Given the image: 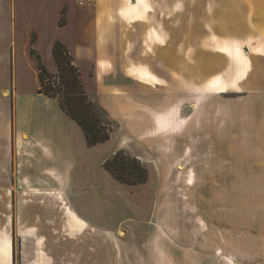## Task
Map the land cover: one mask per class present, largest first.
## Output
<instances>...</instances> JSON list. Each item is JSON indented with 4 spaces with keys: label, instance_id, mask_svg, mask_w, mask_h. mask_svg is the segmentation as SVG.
<instances>
[{
    "label": "crops",
    "instance_id": "obj_1",
    "mask_svg": "<svg viewBox=\"0 0 264 264\" xmlns=\"http://www.w3.org/2000/svg\"><path fill=\"white\" fill-rule=\"evenodd\" d=\"M120 5L117 0H97L90 7L70 0H0V197H38L19 211L21 219L30 216L38 224L29 226L35 233L58 232L56 216L45 208L59 201L68 203L63 216L70 230L73 223L81 233L86 221L105 223L83 210L94 206L97 212L103 204L83 197L85 191L108 192L104 157H93L103 142L88 146L58 98L39 91V60L32 51L55 74L53 46L60 41L87 93L117 121L110 140L122 132L124 143L145 154L147 138H165V154L167 138L175 139V154L180 139L190 144L191 264H228L216 258L217 250L239 264H264V0H206L207 34L193 38L191 110L184 118L179 105H152L144 37L139 49V37L132 35L140 32ZM61 13L67 20L57 24ZM49 21L53 32L45 36L38 27ZM66 29L68 35L60 34ZM201 41L207 42L204 48ZM103 97L113 99L121 114L115 115ZM174 110L177 124L186 120L181 128L155 130L157 115ZM169 178L162 174L161 183Z\"/></svg>",
    "mask_w": 264,
    "mask_h": 264
},
{
    "label": "rangeland",
    "instance_id": "obj_2",
    "mask_svg": "<svg viewBox=\"0 0 264 264\" xmlns=\"http://www.w3.org/2000/svg\"><path fill=\"white\" fill-rule=\"evenodd\" d=\"M117 1H121V8H128L126 12L131 15L128 16L131 19L128 21H132L131 24L140 32L136 31L132 35H135V39L139 37L136 39L139 49L142 46L141 34L144 37L142 49H147L145 74L151 80L147 95H151L152 105L157 106L156 108L164 105L165 109L179 105L180 118L190 115L193 38L202 40L207 34L208 27L204 25L207 19L206 0ZM193 1L196 2V27ZM96 2L97 0H70L77 7H90ZM67 8L68 5L63 8L66 14ZM66 16L61 13L57 24L66 22ZM39 25V30L45 36L53 32L50 21ZM66 30L60 34L68 35L70 31ZM199 43L204 48L203 44L207 42ZM47 81L55 82V89L59 87L57 78L49 77ZM103 98L115 115L121 114V108L113 99ZM93 102L102 122L111 127L112 132L115 131L117 121L100 104ZM176 112L177 110L169 111L165 115L159 113L155 130L163 131L168 125L175 128L179 125L181 128L186 120L177 124L174 121ZM149 125L151 121L147 122V126ZM123 135L124 133L117 132L115 138L98 145L93 157H96V161L104 157L105 161L119 149L136 155L150 172L147 182L139 186L126 185L116 181L104 169V186L111 194L85 191L83 197L91 201L97 199L103 204L98 213L93 209L94 206L83 207V210L94 217L92 219L105 223L86 221V229L82 233L79 231L83 228L75 223L71 228L78 232L68 229L69 218L63 216L68 203L65 204L56 197L54 198L59 202L55 205L52 203L53 207L45 208V212L56 216L58 232L55 234L35 233V230L29 228L31 225H38L32 221V217H19L21 205L38 197H0V264H191L190 144L186 138L180 139L178 153L175 154L176 150H172L175 139L167 138L169 153L165 154L162 152V141L165 138H147L145 154L138 147L124 143ZM149 142L152 143L148 144ZM93 168L98 175L97 187L100 189L103 181L100 180L98 168L96 170V163ZM162 174L170 177L167 184L161 183ZM61 198L65 200V197ZM54 243H61V248H55ZM215 256L228 264H239L218 250L215 251Z\"/></svg>",
    "mask_w": 264,
    "mask_h": 264
},
{
    "label": "trees",
    "instance_id": "obj_3",
    "mask_svg": "<svg viewBox=\"0 0 264 264\" xmlns=\"http://www.w3.org/2000/svg\"><path fill=\"white\" fill-rule=\"evenodd\" d=\"M39 60L40 92L57 97L64 112L72 118L82 129L88 146H92L109 139L112 128L102 122L98 115L93 99L85 90L80 78L78 66L72 55L60 41H55L53 56L57 63L56 74L49 75L39 56L32 51ZM49 77L58 79V88L48 83ZM104 168L119 182L127 185L142 184L147 180L148 171L143 162L123 150L116 151L104 162Z\"/></svg>",
    "mask_w": 264,
    "mask_h": 264
},
{
    "label": "built area",
    "instance_id": "obj_4",
    "mask_svg": "<svg viewBox=\"0 0 264 264\" xmlns=\"http://www.w3.org/2000/svg\"><path fill=\"white\" fill-rule=\"evenodd\" d=\"M82 1V0H81Z\"/></svg>",
    "mask_w": 264,
    "mask_h": 264
}]
</instances>
